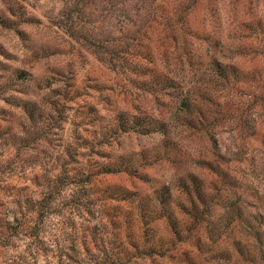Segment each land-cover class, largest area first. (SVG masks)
Here are the masks:
<instances>
[{
	"label": "rangeland",
	"instance_id": "374dc122",
	"mask_svg": "<svg viewBox=\"0 0 264 264\" xmlns=\"http://www.w3.org/2000/svg\"><path fill=\"white\" fill-rule=\"evenodd\" d=\"M65 2L0 0V264H74L68 257L80 260L82 264H94L98 259L102 264H114L115 252H111L110 245L100 248L102 242L99 241L87 253L79 247L70 250V236L65 231L70 229L63 223V217L71 212L68 206L71 191L40 221L39 232L46 251L31 254L27 232L13 225L10 226L12 231L17 229L19 234L14 240H8L12 233H7L8 238L3 228L14 222H8V216L14 213L11 202L19 194L30 199L36 194L32 170L35 163L44 165L49 162L51 168L58 167L56 164L60 166V163H105L110 158L114 161L122 159L126 163L131 161L137 174L108 176L104 178L102 188L114 190L136 186L151 191L167 184L178 197L182 196L179 180L194 170L197 152L209 146L201 139L179 140L182 137L180 129L168 139L169 144H178L175 152L165 148L168 143L157 135L132 134L114 138L116 136L111 131L116 107L140 114L149 103L138 100L129 104L131 100L123 96V87L135 96L139 94L129 86L128 76L124 73L126 67L114 72L116 70L98 60L88 44L70 37V34L75 32L79 37L90 34L117 54L119 46L128 49L133 46L129 38H134L135 33L119 32L117 19L109 11H104L110 9L109 5L104 9L100 6L92 17L79 16L83 20L82 23L78 20L80 27L76 31L69 30L67 18L71 7L68 8ZM204 8H208L207 23L200 36L207 40L216 57L225 55L228 62L234 57L235 67L228 68L235 69L234 77L244 86L241 97L234 94L237 110L232 107L230 114L215 129L223 146L225 170L238 179H251L252 175L261 177L252 188L254 198L247 204L251 211L262 213L260 221L264 224V0H207L197 8L193 17L200 28L206 15L203 14ZM9 10L18 17L12 20L17 26L12 22L4 24L1 17L8 15ZM3 49L15 59L14 62L3 57ZM238 53L241 56L238 57ZM17 68L29 76L28 86L11 82L12 73ZM209 68L215 77L217 67L208 65ZM22 91L31 93L30 98L37 103L35 117L41 116L39 123L45 130L31 129L25 115L15 106V99L24 97ZM180 150L182 152L177 155ZM142 157L147 158L143 161ZM243 199L245 197L241 200L233 198L232 203L241 201L242 204ZM96 211L97 208L94 215L85 216L86 221H90H85L86 224L94 226L99 222V212ZM76 225L80 230L83 223L78 220ZM97 228L104 233L102 227ZM71 235L80 238L82 231ZM158 236L169 239L171 234L159 228ZM100 250L105 252L102 254ZM104 253L107 259L101 257ZM208 257L201 251H194L192 246L176 244L172 240L167 243L166 252L149 256L134 250L131 260L125 263L188 264L192 258L190 264H207Z\"/></svg>",
	"mask_w": 264,
	"mask_h": 264
},
{
	"label": "trees",
	"instance_id": "16d2710c",
	"mask_svg": "<svg viewBox=\"0 0 264 264\" xmlns=\"http://www.w3.org/2000/svg\"><path fill=\"white\" fill-rule=\"evenodd\" d=\"M205 2L207 0H66L65 5L71 7L67 18L69 30L76 31L80 27L78 20L80 23L83 20L79 16L92 17L100 6L104 9L109 5L110 9L104 11H109L117 19L119 32L135 33L134 38H129L133 46L130 49L119 46L117 54L90 34L82 32V37L75 32L70 34V37L88 44L98 60L116 70L114 72L126 67L124 73L128 76L129 86L139 94L135 96L123 87V96L131 100L129 104L138 100L149 103L140 114L116 107L111 131L116 136L114 138L132 134L157 135L168 143L165 148L175 152L178 144L171 145L168 139L180 129L182 137L179 140L201 139L209 146L197 152L194 170L179 180L182 196L178 197L167 184L151 191L136 186L114 190L102 188L103 180L108 176L137 174L131 161L126 163L122 159L114 161L110 158L105 163H60V166L56 164L58 167L53 165L51 168L49 162L44 165L35 163L32 170L36 194L31 199L19 194L11 202L14 213L8 216V222H14L3 228L7 237L8 232L12 233L8 240L18 237L17 229L25 230L30 239V253L37 255L46 251L45 241L40 237V221L71 191L68 205L71 212L63 217V223L70 229L65 231L70 236L71 251L79 247L87 253L99 241L102 242L100 248L110 245L111 252H115L114 264H126L134 250L155 256L166 252L167 243L175 240L176 244H186L197 253L207 254V264H264V224L260 221L263 215L251 211L247 204L254 198L252 188L261 177L252 175L251 179H238L236 175L231 177L226 173L223 146L215 131L232 107L237 110L234 94L241 97L244 86L234 77L235 69L228 68L236 64L234 57L229 62L225 55L216 57L207 40L200 36L207 23L208 8L203 9L206 15L201 28L193 17ZM1 18L4 24H9L13 18L18 19L13 10ZM12 25L18 24L12 22ZM2 55L7 61L13 60L5 49ZM208 65L217 67L215 77ZM27 77L22 69L17 68L12 73L11 82L28 86ZM21 94L24 97L15 99L14 103L25 115L28 126L34 131L45 130L39 123L41 116L35 117L38 109H34L37 103L30 98L31 93L22 91ZM165 155H168L167 151H164ZM145 158L142 157L143 161ZM236 197L245 199L242 204L241 201L234 204L232 199ZM96 208L99 222L94 226L86 224L90 221H86L85 216L94 215ZM78 220L83 223L80 230L76 225ZM11 225L17 228L16 232L12 231ZM97 226L102 227L104 233ZM159 228L171 234L169 239L158 236ZM76 231H82L80 238L71 235ZM101 257L108 258L105 253ZM68 258L74 264H82L80 260ZM100 261L98 259L94 264H102Z\"/></svg>",
	"mask_w": 264,
	"mask_h": 264
}]
</instances>
